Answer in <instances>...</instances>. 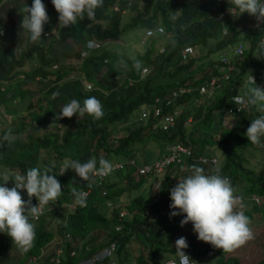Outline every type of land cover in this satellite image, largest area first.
Returning <instances> with one entry per match:
<instances>
[{"label": "trees", "instance_id": "trees-1", "mask_svg": "<svg viewBox=\"0 0 264 264\" xmlns=\"http://www.w3.org/2000/svg\"><path fill=\"white\" fill-rule=\"evenodd\" d=\"M126 1L103 0V6L95 10L94 19L89 20L85 17L84 20H78L76 24L62 29L57 25L49 31L53 21L46 22L41 38L33 43L29 34L22 32L20 28L22 9L24 5L30 7L32 0H0V28L3 31L0 35V90L1 86L7 90L6 95L4 93L0 95V104L3 109L13 114L14 120L16 119L0 128V138L23 127L25 122L16 114L24 109L28 112L26 115L29 116L30 125L46 124L53 127L42 131L40 135L29 134L26 140L15 138L10 146L0 139V171L10 169L24 174L32 167L43 170L51 166L55 159L56 167L52 174H55L62 190L61 196L43 211L51 210L57 214L61 218L60 226L53 231L51 229L53 224L39 218L42 215L38 217L39 219L31 220L36 231L34 245L27 253L22 252L16 264H71L76 261V257L77 259L86 257L109 241H114V248L99 264H107L109 259H115V264H130L128 254L133 253L137 255L132 264H159L160 251L165 250L170 242L168 231L160 229L173 230L176 226L173 221H167V217L159 219L156 211L161 198L167 204L166 208L171 210L170 190L191 173L193 165L208 167L206 174H211L209 172L211 162L207 159H196L199 153L209 155L211 151L208 150L217 151L221 158L219 174L227 176L231 183H234L233 187L236 190L240 191L244 186L247 187L245 194H250L255 188V192L264 193V164L260 163L262 168L256 171L251 167L253 164L250 157L243 155L250 147L254 150L259 149V155L264 156V152H261L264 146L251 144L245 135L251 121L264 113L248 105L238 112L231 113L228 109L233 105L230 96L243 91L246 87L240 83L246 76L245 73L264 69V60L256 59L252 55L264 52V22L256 19L257 24L245 30L242 26L236 28L234 25L236 20L227 18L228 32L220 35L221 20L215 16L224 8L233 7L229 0H128L129 3ZM114 2L117 3L114 6L116 10L112 11L110 6L112 7ZM42 3L45 5L48 18L57 13L51 0H42ZM123 7H129L134 14L126 17L119 26V19L122 17L120 10ZM156 23L163 26V33L160 36L149 37L148 45L141 54L137 53L133 58H128L109 48L108 43L116 40L120 34L128 35L135 32L136 28L153 26ZM127 30L133 31L126 32ZM239 34L250 37L251 42L243 51L238 70L227 71L228 77L220 80L222 72L209 59L208 53L232 44ZM158 38L164 42L163 51H158L153 44ZM18 39H21L22 47L16 45ZM87 40L94 41L98 46L88 48V52L81 57L80 50L86 47ZM254 44L257 47L253 49ZM195 45L196 55L188 53L186 58L181 60V49ZM203 56L206 57L204 59L206 61L201 60ZM68 58H75V65L70 62L64 65ZM119 59H123L126 65L121 72L114 66ZM24 63L31 64V68L23 69ZM55 63L56 68L51 69L50 66ZM142 64L150 68L146 75L140 73ZM73 70L82 73L83 83H90L89 90L85 91L76 78L66 77V74ZM98 70H101L99 76L95 73ZM48 73H52L53 77L49 85L43 88ZM73 75L77 76L75 73ZM117 77L124 78L119 80ZM210 77L217 80L218 86L212 89L211 96H200L198 86L204 84ZM127 79L130 80V84L127 83ZM29 84L34 86L29 87ZM188 85L191 86L190 91L184 92L169 105L168 109H180L170 127L152 129L146 120L139 118L142 105L153 102L155 96L167 97L173 88ZM248 88L249 86L245 91ZM54 92H59L55 99L52 98ZM88 97H96L102 103L104 116L101 119L93 120L87 114L56 119L66 103L76 99L83 104V100ZM36 100L39 101L34 105ZM213 112L227 120L232 119L231 123L227 122L222 126L214 122ZM132 114H135V117ZM187 116L190 119L184 122ZM67 121L71 123H67L70 126L66 124ZM215 123L217 126L220 125L215 138L209 136L212 131L207 135L195 133L198 128L209 130ZM121 126L124 127L122 135L115 136V130ZM113 135L116 138L112 137ZM149 139L155 140L158 151L162 150L164 144L174 142L175 139L182 144H188L189 157L181 162L172 160L168 164L166 173L160 180L163 193L159 199L145 196L142 200L138 194L131 196L125 208L132 213L123 219L115 217L116 209L111 210L109 217L102 212L107 206L98 195L97 185H87V182L76 176L71 169L59 173V165L66 159L83 163L93 156L97 160L100 158L109 160L111 155H115L116 159L133 157L134 146L139 147ZM261 142L264 144V137L261 138ZM68 147L74 148L75 152L67 151ZM129 172V168L118 171V176H125L127 183L120 185L116 181L114 184L117 186L116 189L119 188L121 191L125 185L128 189L134 187ZM2 182L0 179V183ZM4 186L10 188L13 182L9 180ZM87 187L91 191L86 195L85 207L76 206L73 211L65 214L60 212L63 208L58 206L62 200L73 199L71 198L73 190L77 192ZM18 191L25 197V201L29 199L25 190ZM31 203L37 204L35 197L31 198ZM115 224H119L116 230L113 229ZM87 232L91 233L85 238ZM55 233L60 236L57 243L62 248L58 257L54 250L44 252V247L53 243ZM102 233L104 237L101 236ZM7 238L9 236L6 233L0 232V254L7 247L2 244ZM143 245H148L146 260L141 252ZM71 249L75 250V254H69ZM191 254L198 256L199 264H209L208 261L211 264H250L242 263L237 257L224 256L225 252L207 243L202 244ZM254 264H264L263 248L261 258Z\"/></svg>", "mask_w": 264, "mask_h": 264}, {"label": "clouds", "instance_id": "clouds-1", "mask_svg": "<svg viewBox=\"0 0 264 264\" xmlns=\"http://www.w3.org/2000/svg\"><path fill=\"white\" fill-rule=\"evenodd\" d=\"M126 2L129 3L128 0ZM229 2L233 7H226L222 11L217 12L215 16L216 19L221 20L220 35H225L228 32L227 18L236 20L234 21L236 28L240 26L245 28L244 24H241V19L246 15L243 13H248L251 16H248L249 23L245 30L253 28L256 25H251L253 23V18L264 22V2H262V0H229ZM51 3L58 14H53L49 18L55 20L60 29L74 25L78 20H84L85 17L89 20L94 19L95 10L103 6V0H51ZM116 4L117 3L114 2L112 7L110 6V10L114 11V6ZM124 8L129 7H123V9ZM22 12L23 15L20 28L22 32L28 33L30 40L35 43L41 38L43 25L49 19L45 5L42 3V0H32L31 6L28 7L24 5ZM238 13L239 15L237 16ZM157 26L161 27L160 31L156 29ZM149 28L153 31L147 35L145 31ZM53 29L54 28H50L49 31ZM1 30L0 28V31ZM162 33L163 26L159 23L143 28L144 38L161 35ZM2 34L3 31L0 35ZM250 42V38L247 40V36L239 34L232 44L211 51V55L213 52H220V56L216 59L212 58L211 55L209 56V59L214 65H217L222 72V77L219 78L220 80H225L228 77L229 73L227 71L231 72L233 70H238L241 59L243 58V51L249 46ZM163 43L162 41L156 44L158 51H163ZM96 46L98 45L94 41L87 40L86 47L80 50V56H84L86 52H88V48H95ZM255 47L257 46L254 44L253 49ZM184 49H186V56L188 53L196 55V49H193V46L184 47L181 51ZM252 55L256 59L264 60V52ZM186 56L182 57L180 55L181 60L186 58ZM54 66L56 67V63L51 65L50 68L53 69ZM136 67H139V62H137ZM144 67L145 66L140 67L141 75H144L146 67L144 70H141ZM262 74H264V69L259 72L247 71L245 73L246 76L240 83L246 87L249 85L253 86L249 87L244 94L236 92L230 96L233 105L231 106L232 108L228 109L231 110V113L238 112V110H241L242 107L247 105L255 107L258 112L264 113V89H261V87H264V79L261 77ZM216 81L214 77H210L206 84L199 85V95L211 96L212 89L218 86ZM87 83L90 85L89 82L83 83L82 81L85 90L91 88V86H89V88L85 87ZM127 83L130 84L129 79H127ZM200 86H204L205 90L202 92L199 91ZM178 88H182L183 91L177 94V96H172V90ZM190 89V85L178 86L173 88L170 91V95L167 97L155 96L153 102L142 105L141 110L144 109L147 111V118L141 117V111L139 113V118L144 121L146 120L151 125L152 129H167L173 122L163 127L161 117L165 113L172 114L173 111H176L174 116L178 114L180 109H168L169 105L184 92H189ZM57 96H59V92H54L52 94L53 99ZM166 99H169L168 103H165ZM194 100L196 101V97H194ZM198 100L199 99H197V101ZM156 106L159 107V114L157 115L154 114V108ZM59 112L60 115L57 116L56 119L71 118L73 115L84 116L87 114L91 116L93 120H99L104 116L103 105L96 97L84 99L83 104L76 99H72L70 102L66 103ZM222 118L226 121L222 126H225L227 122L229 123V119L227 120L223 116ZM245 135L248 142L251 144L264 146L261 142V138L264 137V115H260L251 121ZM112 137L115 136L113 135ZM0 139L6 141L9 146L14 142V137L10 132L6 133ZM171 144H178L183 148V150H176L178 160L175 158L173 160L181 162L189 157V145L182 144L178 140H175L174 142L164 144L163 146L166 148V152L161 155V150H159L158 152L160 154L151 161L142 160L137 162L134 156L126 157L125 159H116L114 161H109L105 158L97 160V158L93 156L83 163L78 160L66 159L59 165V172L63 170L64 173L66 170L71 169L75 172L76 176L87 182V185H97L98 195L101 196L102 202L107 206L108 210H110L108 214L106 210L102 212L109 217L111 215V210L116 209L117 213L115 217H117V219H123L124 217L130 216L132 213V211H128L125 208L131 196L138 194L142 197V200L145 196L156 199L157 197L158 199L161 197L163 192L161 190L160 180L163 179V174L166 173L168 164L171 161L164 164L163 168L159 171H156L152 163L163 156H169ZM196 159L209 160L211 162L209 166V172L211 174H206L203 168L193 165L189 176L178 181L170 190L171 204L169 207L171 210L166 208L167 204L165 206L162 205L164 200L161 198L158 210L156 211L159 219L167 217V221H173L176 225L173 230L165 228L160 229V231H168L170 240L166 249L163 250V252L166 253L161 254L160 257V260L162 256L165 257L163 264H166V260L169 259L173 260L170 264H176L175 261L177 258L179 264H194V254L192 255L191 253L194 250H198L200 246L205 243L210 244V246L216 249H221L225 253H231L252 239L251 228L255 223L260 222V218L257 215L260 213L261 206L264 208V201H262L261 198L262 196L264 197V193L255 192V188V191L252 190L250 194H245V189L247 188L243 186L245 184L242 185L243 187L240 191L236 190L233 187L234 183H231L227 176L223 177L219 174L218 167L221 164V158L217 151H211L209 155L199 153ZM143 165H150L151 168L146 172L139 173L138 168ZM55 167L56 164L53 162L51 166L45 167L43 170L32 167L26 170L24 174L10 169L0 171V179L3 181L0 183V232L6 233L9 236V238L5 239L2 243L7 246L4 248V252L7 249L8 251H12V249L15 248L23 253H27L33 247L36 239V231L35 225L31 220L39 219L44 213L51 212V210L43 211L46 206L55 202L62 194L61 184L55 178V174H52ZM124 168L130 169L129 176L135 184L134 187L128 189L125 185L121 191L118 188L117 194H107L110 192V188L117 187L114 186L116 181L120 185L127 183L125 176H118V171ZM9 180L13 182V186L10 188L4 186ZM123 181L124 183H121ZM21 189L26 191L29 198L27 201H25V197L18 191ZM90 191L91 189L89 187L86 189L81 188L77 192L73 190V194H71V198L73 199L62 200L59 204L58 207L63 208L60 212L65 214L68 211H73L76 206L85 207L86 195H89ZM157 193H159L160 196H157ZM32 197H35L37 204L31 203ZM67 204L70 206H66ZM53 214L57 216V214ZM118 226L119 224H115L113 229L116 230ZM65 235L67 236L68 234L66 233ZM198 240H200V243ZM113 248L114 241H109L103 247L94 250L91 254H87L86 257L80 259L76 257V261L71 264H92L95 261L99 264L104 257L110 255ZM174 248H176V251L175 255L172 256L170 253ZM61 251L62 248L57 243L53 252L58 257ZM141 252L146 260L145 255L147 253L144 255L142 249ZM71 253L75 254V250L71 249L69 254ZM133 254L135 261V255L137 254ZM55 260L57 261L58 259L56 258ZM107 264H115V259H109Z\"/></svg>", "mask_w": 264, "mask_h": 264}, {"label": "rangeland", "instance_id": "rangeland-1", "mask_svg": "<svg viewBox=\"0 0 264 264\" xmlns=\"http://www.w3.org/2000/svg\"><path fill=\"white\" fill-rule=\"evenodd\" d=\"M122 13V17L121 19H119V26L122 25V23L126 20V17H129L130 15H133L134 14V11H132L130 8H124L120 11ZM55 14H58V13H55ZM243 14H246L248 15L249 17H251L248 13H243ZM239 15V13L237 14V16ZM235 16V17H237ZM247 17H244L241 19V24H244L245 28L247 27V24L249 23V18ZM253 20V23L251 24L252 26L257 24V21L255 18L252 19ZM50 21H53V26L52 28H55L57 27L58 23L53 20V19H48L47 22H50ZM17 26V25H15ZM133 30H127L126 32H131ZM135 32L133 33H130L128 35H122L120 34L118 36V38L116 40H113V41H110L108 43V46L109 48L114 51L115 53H122L125 57H128V58H133L135 54L139 53L141 54L143 52V50L145 49V47L148 45V39L149 37L147 38H144L143 37V28H136L134 30ZM160 36V35H159ZM157 36V37H159ZM250 37H247V40L249 39ZM163 40H161V38H158L153 44L156 45V44H159L161 43ZM73 43V42H72ZM16 45L18 47H22V43H21V39H18L17 42H16ZM196 46V45H195ZM195 46H193V49H195ZM210 47H212V44H210ZM204 50V48H203ZM198 53H200V51H198ZM209 56L211 55V52L208 53ZM220 56V52H213V54L211 55L212 58L216 59ZM203 61H206L204 59H206L205 56L202 57ZM68 62H70L71 64L75 65V62H76V59L75 58H68L65 62H64V65H66ZM59 66H61V63H59ZM114 66L116 68H119L121 72L122 69L125 68V62L123 59H119L118 61H116L114 63ZM141 66H145L146 69L144 71V75H146L150 68H148L146 65H141ZM31 68V64H23V69H29ZM53 68H56L55 66ZM102 70V69H101ZM101 70H98L96 71V75L99 76ZM76 74L77 76L73 75V74ZM67 77H74L76 78L77 82L80 84V86L83 88V84H82V81L84 80L83 79V76H82V73L78 70H73V71H69L67 74H66ZM53 77V74L52 73H48V78H46V80H44V87H46L47 85H49V83L51 82L50 80L52 79ZM119 80H121L122 78L124 77H117ZM50 81V82H49ZM48 82V83H47ZM207 83V81L205 82V84ZM15 84V83H14ZM30 86L29 87H32L34 86L33 84H29ZM12 86V85H11ZM253 85H249V87H252ZM4 86H1V90H0V95H2L4 93V95L7 94V90H6V87H4L5 89H3ZM84 89V88H83ZM6 90V91H5ZM85 90V89H84ZM34 91V90H32ZM87 91V90H85ZM246 91H241L240 93H245ZM39 100H36L35 101V104H37ZM12 103H14V101H12ZM190 106H188L189 108ZM41 112V109L39 110ZM28 114L27 110H23V111H20L18 112L16 115L20 117L21 120H23L25 122V124H23V127L15 132H12L11 135L14 137V139H20V140H26L28 139L27 135L31 134L33 136L35 135H40L42 133V131L44 130H50L52 129V125H46V124H39V125H30L29 122H30V119H29V116L26 115ZM212 115H214V122L216 123H220V124H225L226 121L218 114H215V112L212 113ZM133 117H135V114H132ZM220 116V121H218V118ZM189 117L187 116V118L185 119L184 122H188L189 121ZM13 114L9 111H6L5 109H3L2 105L0 104V128H3V126H5L6 124L8 123H11V121H13ZM16 120V119H15ZM14 120V121H15ZM232 119H229V123H231ZM67 123H70V122H66ZM213 124V127L209 130H203L201 128H198L195 133L198 134V135H207L209 133V136L210 138H215L220 130V125L217 126V124ZM71 124V123H70ZM70 124H67L68 126H70ZM112 127V126H110ZM128 126H125V128H127ZM45 128V129H44ZM60 129V128H59ZM123 130H124V127L121 126V127H118L117 130H115V136H119V135H122L123 133ZM176 140V139H175ZM174 140V141H175ZM157 144L155 143V140L152 139V141L149 139V140H146L144 141L143 144H141L139 147H135L134 146V157H135V160L138 162L142 161V160H145V161H151L153 160L157 154H158V150H157ZM213 145L210 147L212 148ZM67 151H70L72 153L75 152V149L72 148V147H68V149H66ZM208 151H212V150H208ZM248 152L244 151L243 152V155H246L248 157H250L251 159V164H253L251 167L254 169V170H261L262 166L261 164H264V160H262V158H264L263 155H259L260 153V150H254L252 148H248L247 150ZM166 152V148L163 146L162 147V150H161V155L164 154ZM261 152H264V149L261 150ZM76 154H72V156H75ZM116 160V156L115 155H111L109 157V161H114ZM56 160L54 159V162ZM261 163V164H260ZM207 168L208 167H204L203 169L205 170V173L207 172ZM60 173V172H59ZM190 173H188L187 176H189ZM121 183H124L121 182ZM110 193L111 194H117L118 193V189L116 188H110ZM127 193V192H125ZM262 201H264V197L262 196ZM162 205L165 206L166 204L164 202H162ZM66 206H70L69 204H67ZM106 210V213H110V210H108V208L105 209ZM173 211H176V210H173ZM126 216V215H124ZM259 218H260V222L258 223H255L254 226L251 228V231H252V239H250L249 241H247L244 245H242L241 247L235 249L234 251H232L231 253H225L224 256L228 255V256H233V257H237V258H240L241 259V262L242 263H255L258 259L261 258V249L263 248L264 249V208L263 206H261V209H260V213L257 215ZM41 220H46L48 221L50 224H53L52 226V230L53 231H56V229L58 228V226H60V218L55 216L52 212H46L43 214L42 217H40ZM104 230V229H103ZM105 232V230H104ZM91 233V232H89ZM88 232L85 234V238L90 236ZM55 237L52 239L53 243L51 244H48L44 247V252H47L49 251V249L51 250H54L55 246L57 245V242L60 238V236L58 234H54ZM105 235H106V232H105ZM103 233L101 234L102 237L105 236ZM57 240V241H56ZM198 242L200 243V240H198ZM144 247H142V251H143V254L145 255L146 253V249H147V246L148 245H143ZM175 251H176V248H174L173 250H171V253L170 255L174 256L175 255ZM165 254L166 252H163L161 251L160 252V255L161 254ZM212 255H213V252H212ZM22 256V252L21 251H16L15 248L12 249V251H8L5 250V252H2L0 254V264H16L17 263V260L18 258H21ZM148 255L146 254L145 257H147ZM166 256V255H165ZM128 257H129V263L132 264V262L134 261V254H128ZM194 258V264H199V261H198V256L195 257V255L193 256ZM214 258V257H212ZM165 260V257L162 256L159 264H163V261ZM41 261V260H39ZM209 264H211L210 261H208Z\"/></svg>", "mask_w": 264, "mask_h": 264}, {"label": "built area", "instance_id": "built-area-1", "mask_svg": "<svg viewBox=\"0 0 264 264\" xmlns=\"http://www.w3.org/2000/svg\"><path fill=\"white\" fill-rule=\"evenodd\" d=\"M158 31H160L161 30V27L160 26H157V28H156ZM152 29H146V31H145V33L148 35V34H150V33H152ZM0 33H2V30L0 31ZM185 50L186 49H184V50H182L181 51V56L182 57H184V56H186V53H185ZM145 69V67L144 68H142L141 70H144ZM263 79H264V74H262V76H261ZM89 84L87 83V84H85V87L86 88H89ZM205 90V87L204 86H200L199 87V91H204ZM183 91V89L182 88H178V89H176V90H172V92H171V95L172 96H177V94H179L180 92H182ZM156 99V98H155ZM169 102V99H166L165 100V103H168ZM176 113V111H173V113L172 114H169V113H165L162 117H161V119H162V124H163V127H165L166 125H169V124H171V122H173V118H174V114ZM154 114H159V107H155L154 108ZM141 117H143V118H147V111L146 110H141ZM176 150L178 151V150H183V148L182 147H180L178 144H176V145H174V144H171L170 145V155L169 156H163L162 158H160V159H158V160H156V161H154L152 164L155 166V169H156V171H159L161 168H163V166H164V164H167L168 162H170V161H172L174 158L176 159V160H178V158H177V156H176ZM150 168H151V166L150 165H143L142 167H139L138 168V171H139V173L140 172H146V171H148V170H150ZM171 261H173V260H171V259H169V260H166V264H170V262ZM176 262V264H179V260H178V258H177V260L175 261Z\"/></svg>", "mask_w": 264, "mask_h": 264}]
</instances>
